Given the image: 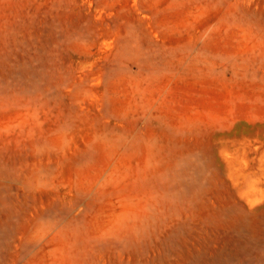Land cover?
<instances>
[{
    "label": "rangeland",
    "instance_id": "rangeland-1",
    "mask_svg": "<svg viewBox=\"0 0 264 264\" xmlns=\"http://www.w3.org/2000/svg\"><path fill=\"white\" fill-rule=\"evenodd\" d=\"M0 264H264V0H0Z\"/></svg>",
    "mask_w": 264,
    "mask_h": 264
}]
</instances>
